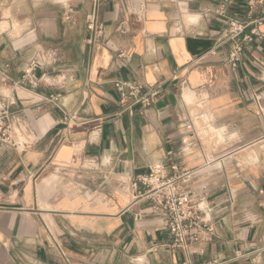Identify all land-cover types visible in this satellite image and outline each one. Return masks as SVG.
Masks as SVG:
<instances>
[{"label": "crops", "instance_id": "1", "mask_svg": "<svg viewBox=\"0 0 264 264\" xmlns=\"http://www.w3.org/2000/svg\"><path fill=\"white\" fill-rule=\"evenodd\" d=\"M247 2L219 15L222 0H0V105L32 139L0 148V264H202L264 247V24L235 68L223 40ZM96 4L104 36L89 45ZM116 80L158 100L118 115ZM170 160L211 210L210 240L184 249L130 186Z\"/></svg>", "mask_w": 264, "mask_h": 264}, {"label": "built area", "instance_id": "2", "mask_svg": "<svg viewBox=\"0 0 264 264\" xmlns=\"http://www.w3.org/2000/svg\"><path fill=\"white\" fill-rule=\"evenodd\" d=\"M223 5L215 13L225 14L224 4L229 0H222ZM264 7V0H248L247 13L244 19L227 18L223 32V40L230 44V49L225 58V63L232 68L238 66L244 49L255 39H261L259 26L264 24V18L258 14ZM86 28L90 33L87 40L89 45L102 42L104 26L97 15V4L86 15ZM57 51L50 52L51 57H57ZM121 56V54H120ZM36 60H31L24 72L22 82L34 85V70L38 67ZM113 86L121 100H127V105L118 113L129 111L133 107L148 109L158 100L160 90L148 88L140 83L120 81L113 82ZM204 92L207 88H202ZM55 101V99H54ZM76 116L65 115L66 122L74 121ZM29 126L18 115L10 110V104L0 105V148L13 149L21 146L25 148L32 139H29ZM88 170L101 172L105 166L103 161H87ZM192 172H181L176 163L170 160L167 164L154 163L145 174L131 177L130 186L136 197H143L148 202V212L161 220V226L167 231L170 242L167 245L172 249H184L187 246L207 242L212 237L214 230L206 218L210 213L204 196L196 195L190 189ZM142 187V192L137 191ZM264 252V247L252 253H246L229 259H214L202 264H238L244 260L249 264H260L259 254ZM252 254H255L252 256Z\"/></svg>", "mask_w": 264, "mask_h": 264}]
</instances>
